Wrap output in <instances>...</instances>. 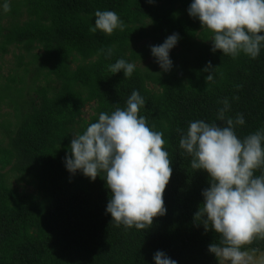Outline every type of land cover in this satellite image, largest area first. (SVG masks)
Segmentation results:
<instances>
[{"label": "trees", "instance_id": "trees-1", "mask_svg": "<svg viewBox=\"0 0 264 264\" xmlns=\"http://www.w3.org/2000/svg\"><path fill=\"white\" fill-rule=\"evenodd\" d=\"M191 2L10 0L11 10L0 13V56L10 48L21 52L13 75L0 80V107L12 110L15 119L0 125V264H155L157 251L178 264H218L208 248L220 243V234L202 224V191L210 177L191 167L179 140L192 121L224 126L221 109L233 121L243 114L245 124L235 125L241 140L264 131V48L256 59L213 53V33L189 15ZM97 10L116 12L125 31L91 32ZM173 33L180 37L173 49L180 52L163 72L151 48L138 46L161 45ZM150 56L152 65L146 71L136 66L131 78L109 70L120 58L137 65ZM209 62L218 68L207 83ZM133 90L145 99L139 115L150 129L163 132L173 169L164 193L167 214L147 230L116 227L106 213V181L73 175L65 166L73 135L99 113L126 108ZM89 106L94 116L85 123ZM11 173L36 193L14 188ZM244 250L264 252V239Z\"/></svg>", "mask_w": 264, "mask_h": 264}, {"label": "clouds", "instance_id": "clouds-1", "mask_svg": "<svg viewBox=\"0 0 264 264\" xmlns=\"http://www.w3.org/2000/svg\"><path fill=\"white\" fill-rule=\"evenodd\" d=\"M154 0H149L153 3ZM11 10L10 0H0V11ZM188 13L213 33L212 52L237 58L241 53L256 59L264 48V0H192ZM90 31L105 35L123 32L126 24L110 10L95 12ZM179 34L168 36L161 45L151 46V53L163 72L173 67L171 50L179 42ZM104 52V50H101ZM106 52V58L112 55ZM211 62L204 71L212 82L215 70ZM113 74L123 72L125 79L136 70L135 63L123 58L109 65ZM145 99L133 90L126 108L117 107L111 114L99 113L98 120L88 124L82 133L73 135L66 169L95 181H106L110 199L106 213L111 223L125 230H147L154 218L167 214L164 193L173 174L172 161L165 149L163 132L153 131L146 117L139 115ZM221 109L218 120L224 126L203 120L189 123L181 133L179 147L192 157L191 167L206 172L210 187L202 191V215L205 231L220 234V243L209 245L218 264H249L244 250L254 239H264V131L238 138L235 125H244L243 114L235 121L225 118ZM261 170L260 175H255ZM201 215V211L195 217ZM155 264H178L164 252L154 255Z\"/></svg>", "mask_w": 264, "mask_h": 264}, {"label": "rangeland", "instance_id": "rangeland-1", "mask_svg": "<svg viewBox=\"0 0 264 264\" xmlns=\"http://www.w3.org/2000/svg\"><path fill=\"white\" fill-rule=\"evenodd\" d=\"M0 13H2V11H0ZM2 24H5V21H2ZM144 46L151 48L152 43L151 42L143 43L138 46V49H141ZM179 52H180V49H172L170 52L171 60H172V56L174 54H178ZM20 54L21 52L19 51V49L10 48L7 55L3 57L0 56V59H1L0 60V80L2 82L6 80V78H8L9 76L13 75L14 70L16 68V64H17L16 57L19 56ZM153 61H154L153 57L150 56L144 63L137 64L136 66L146 71L147 68H149L152 65ZM158 67L160 68L159 64H158ZM48 88H54V85L49 84ZM149 88L152 91L155 90V88H153L152 86H149ZM157 91L158 90L156 89L155 92ZM93 116H94V106L87 107V109L84 112V117H83V120L85 121V123H89ZM14 120H15L14 112L12 110L7 109L6 107H0V125H3V123L7 121L14 122ZM1 138L2 136L0 132V140ZM10 175H11L10 184L14 188L18 189L21 193H25V194L36 193V190L34 189V187L28 184L25 178H22L21 176L15 175L13 173H11ZM247 253L251 257L249 264H264V252L256 253L253 251H248Z\"/></svg>", "mask_w": 264, "mask_h": 264}]
</instances>
